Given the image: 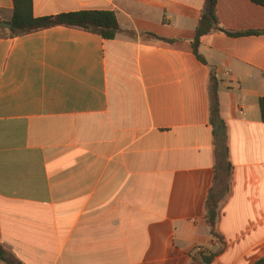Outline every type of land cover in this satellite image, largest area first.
Segmentation results:
<instances>
[{"label":"crops","instance_id":"1","mask_svg":"<svg viewBox=\"0 0 264 264\" xmlns=\"http://www.w3.org/2000/svg\"><path fill=\"white\" fill-rule=\"evenodd\" d=\"M204 0H32L35 16L109 10L113 39L55 26L0 38V244L22 264H211L264 257V34L191 40ZM12 0H0L8 20ZM222 27L264 5L217 0ZM176 40L173 43L147 37ZM217 81L233 172L212 239L204 203Z\"/></svg>","mask_w":264,"mask_h":264},{"label":"trees","instance_id":"2","mask_svg":"<svg viewBox=\"0 0 264 264\" xmlns=\"http://www.w3.org/2000/svg\"><path fill=\"white\" fill-rule=\"evenodd\" d=\"M257 5H264V0H251ZM13 10L8 20L0 22L10 24L9 28L0 27V38H13L35 31L48 29L55 26L79 28L94 33L103 39H113L121 28L116 15L109 10H80L67 13H58L47 16H35L32 10V0H12ZM217 0H204L200 18L195 27L191 40V49L194 56L206 65V60L199 53L198 47L203 36L212 32H222L230 36L261 35L264 30H248L234 32L222 27L216 15ZM147 37L173 43L176 40L147 34ZM218 81L213 70H210L208 81V124L212 131V146L214 152L213 178L208 189L204 203V217L209 226L212 239L221 243V236L217 231L218 208L225 200L230 190L232 179V164L229 159L228 134L225 121L219 113L217 95ZM260 119L264 122V97L258 99ZM220 251L217 249H199L191 256L190 264H211L214 256ZM0 264H22L17 258L9 254L0 244ZM253 264H264V257L258 258Z\"/></svg>","mask_w":264,"mask_h":264},{"label":"water","instance_id":"3","mask_svg":"<svg viewBox=\"0 0 264 264\" xmlns=\"http://www.w3.org/2000/svg\"><path fill=\"white\" fill-rule=\"evenodd\" d=\"M0 27H5V28H9L10 24L7 22H0Z\"/></svg>","mask_w":264,"mask_h":264}]
</instances>
